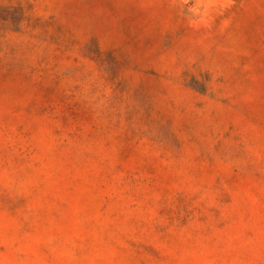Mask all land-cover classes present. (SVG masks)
<instances>
[{"label":"rangeland","instance_id":"1","mask_svg":"<svg viewBox=\"0 0 264 264\" xmlns=\"http://www.w3.org/2000/svg\"><path fill=\"white\" fill-rule=\"evenodd\" d=\"M0 264H264V0H0Z\"/></svg>","mask_w":264,"mask_h":264}]
</instances>
